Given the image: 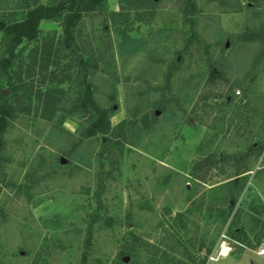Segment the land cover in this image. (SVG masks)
<instances>
[{
	"label": "rangeland",
	"instance_id": "1",
	"mask_svg": "<svg viewBox=\"0 0 264 264\" xmlns=\"http://www.w3.org/2000/svg\"><path fill=\"white\" fill-rule=\"evenodd\" d=\"M52 1L0 0V14ZM228 1L195 0L189 42L180 0H107V13L80 19L78 57L110 127L72 151L79 114L60 125L19 116L7 128L0 264H199L205 254L204 264H264V151L249 148L264 141V6ZM47 41L18 70L34 86L68 81L60 97L73 108L76 68ZM237 168L247 171L236 179Z\"/></svg>",
	"mask_w": 264,
	"mask_h": 264
},
{
	"label": "trees",
	"instance_id": "2",
	"mask_svg": "<svg viewBox=\"0 0 264 264\" xmlns=\"http://www.w3.org/2000/svg\"><path fill=\"white\" fill-rule=\"evenodd\" d=\"M116 1L122 8L131 9L143 0ZM236 1H228L225 5H230L234 11H238L240 7H237ZM261 3L264 6V0H249L246 8L257 9ZM179 10L182 14V22L187 26L186 42H189L196 34L194 29V14L197 12L195 0H180ZM107 12V0H53L48 4L37 3L17 14H0V86H6L8 91L7 94L0 91V148L7 128L19 116H27L31 119L39 117L46 123L54 119L60 125L65 119L80 115L84 123H80L81 131L77 133L78 138L73 143L71 151L84 139L99 135L105 137L110 127L109 114L107 109L98 107L94 101L95 87L87 78L90 71L88 61L83 55L78 57L74 33L78 22L85 14H105ZM42 22L57 23L60 26L59 32L52 31L44 35L40 28ZM124 38L127 39L126 36ZM52 39L56 44L54 57L64 63L71 61L76 68L72 83L77 91L72 101L73 108L70 109H66L70 105L69 99L60 97L71 89L68 81L49 79L44 82L45 84L37 82V86H34L36 82L29 75H21L18 70V66L26 56H29V53L35 56L39 44L42 43L43 47L44 43L48 42L47 40L52 41ZM171 74L172 68L169 67L165 75L166 86ZM249 148L255 150L256 155H260L264 151V141L258 146L251 145ZM239 170L238 168L235 170L236 179L247 171ZM21 187L29 189L26 184L20 185ZM231 201L235 203V199L231 198ZM88 217L87 242L91 236V227L96 220V215L90 213ZM206 256L205 254L199 257V264L205 263ZM175 263L177 264V262H171V264Z\"/></svg>",
	"mask_w": 264,
	"mask_h": 264
},
{
	"label": "built area",
	"instance_id": "3",
	"mask_svg": "<svg viewBox=\"0 0 264 264\" xmlns=\"http://www.w3.org/2000/svg\"><path fill=\"white\" fill-rule=\"evenodd\" d=\"M264 242H262V245L256 250V253L260 256L264 255ZM213 256H209V260H213Z\"/></svg>",
	"mask_w": 264,
	"mask_h": 264
},
{
	"label": "bare ground",
	"instance_id": "4",
	"mask_svg": "<svg viewBox=\"0 0 264 264\" xmlns=\"http://www.w3.org/2000/svg\"><path fill=\"white\" fill-rule=\"evenodd\" d=\"M227 250L228 249L225 246H222L221 249H220V251H219V254L221 256H225V254H227Z\"/></svg>",
	"mask_w": 264,
	"mask_h": 264
},
{
	"label": "crops",
	"instance_id": "5",
	"mask_svg": "<svg viewBox=\"0 0 264 264\" xmlns=\"http://www.w3.org/2000/svg\"><path fill=\"white\" fill-rule=\"evenodd\" d=\"M227 255V254H226ZM258 255V254H257ZM260 256V255H259Z\"/></svg>",
	"mask_w": 264,
	"mask_h": 264
}]
</instances>
